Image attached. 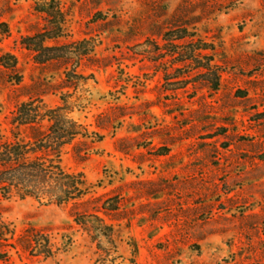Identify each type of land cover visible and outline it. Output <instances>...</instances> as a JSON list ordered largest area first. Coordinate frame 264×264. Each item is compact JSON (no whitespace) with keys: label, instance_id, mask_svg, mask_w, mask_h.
Listing matches in <instances>:
<instances>
[{"label":"rangeland","instance_id":"rangeland-1","mask_svg":"<svg viewBox=\"0 0 264 264\" xmlns=\"http://www.w3.org/2000/svg\"><path fill=\"white\" fill-rule=\"evenodd\" d=\"M0 129L14 264H264V0H0Z\"/></svg>","mask_w":264,"mask_h":264},{"label":"trees","instance_id":"trees-1","mask_svg":"<svg viewBox=\"0 0 264 264\" xmlns=\"http://www.w3.org/2000/svg\"><path fill=\"white\" fill-rule=\"evenodd\" d=\"M22 114L24 113L22 112ZM2 138L3 135L0 129V142ZM43 150L45 149L32 148L28 143L20 145L17 142L5 141L4 146H0V194L3 197L10 196L13 188L22 191L23 196L31 195L32 192L29 189L32 188L35 181L31 182L30 179H38L40 186V182L45 181L46 178L52 175L51 166L40 162L39 157L36 155ZM29 154L33 155L34 158L28 159ZM18 164L22 165L23 169L18 168L20 167ZM19 185H22V187H19ZM8 230L6 223L0 220V247L6 246L13 238V232L7 235ZM0 264L14 263L5 254H0Z\"/></svg>","mask_w":264,"mask_h":264}]
</instances>
